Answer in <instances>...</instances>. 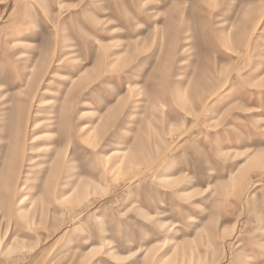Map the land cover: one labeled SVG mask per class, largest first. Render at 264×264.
Instances as JSON below:
<instances>
[{"label":"rangeland","instance_id":"374dc122","mask_svg":"<svg viewBox=\"0 0 264 264\" xmlns=\"http://www.w3.org/2000/svg\"><path fill=\"white\" fill-rule=\"evenodd\" d=\"M0 264H264V0H0Z\"/></svg>","mask_w":264,"mask_h":264},{"label":"bare ground","instance_id":"6f19581e","mask_svg":"<svg viewBox=\"0 0 264 264\" xmlns=\"http://www.w3.org/2000/svg\"><path fill=\"white\" fill-rule=\"evenodd\" d=\"M39 125H40L39 123L36 124V127H37V128L40 127ZM85 128H86V126H85ZM43 129H44V128H43ZM37 137H38V136H37ZM37 137H36V138H37ZM23 200H24V199H22L21 202H22Z\"/></svg>","mask_w":264,"mask_h":264}]
</instances>
